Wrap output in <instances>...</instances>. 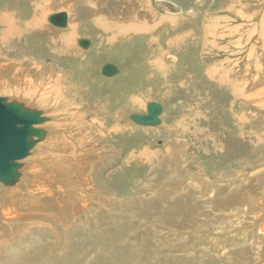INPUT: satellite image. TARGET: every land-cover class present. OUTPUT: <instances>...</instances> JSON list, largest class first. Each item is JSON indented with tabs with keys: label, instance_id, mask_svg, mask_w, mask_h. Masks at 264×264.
<instances>
[{
	"label": "rangeland",
	"instance_id": "374dc122",
	"mask_svg": "<svg viewBox=\"0 0 264 264\" xmlns=\"http://www.w3.org/2000/svg\"><path fill=\"white\" fill-rule=\"evenodd\" d=\"M41 1L0 0L22 32L4 42L0 21V97L51 118L22 180L0 184V264H264V0H168L196 18L115 42L97 23L122 0H55L78 31L69 49ZM150 102L164 124L129 120Z\"/></svg>",
	"mask_w": 264,
	"mask_h": 264
},
{
	"label": "water",
	"instance_id": "95a60500",
	"mask_svg": "<svg viewBox=\"0 0 264 264\" xmlns=\"http://www.w3.org/2000/svg\"><path fill=\"white\" fill-rule=\"evenodd\" d=\"M48 21L58 29H65L68 26V15L65 12L52 14ZM78 45L88 50L91 42L82 39L78 41ZM119 73V68L113 64H105L101 72L107 78H113ZM163 112L161 104L150 102L147 104L146 114L131 115L129 120L138 126L157 127L162 124ZM50 121L43 110L0 97V184L4 187L11 188L20 182L24 161L48 137V131L42 126Z\"/></svg>",
	"mask_w": 264,
	"mask_h": 264
},
{
	"label": "bare ground",
	"instance_id": "6f19581e",
	"mask_svg": "<svg viewBox=\"0 0 264 264\" xmlns=\"http://www.w3.org/2000/svg\"><path fill=\"white\" fill-rule=\"evenodd\" d=\"M46 2H44V1H41V2H39L38 3V5H37V7H38V9H39V12L38 13H41V14H43L44 16H45V13L47 12V11H50V8L53 6V2H54V4H56V1L55 0H45ZM70 1V0H69ZM63 2H66V0H64ZM64 5H66V4H64ZM64 5H63V7H64ZM121 6H123L122 7V12H121V9H120V11L118 12L117 10H116V12L114 13V15H112L111 16V18H113L115 21L113 22V23H111V24H109V23H107L106 21H105V23H103V22H99V23H97V26L99 27V25L101 24V26L103 27V29L106 31V34H108V32L109 33H111V32H113L114 33V40H111L110 39V41L112 42V41H119L120 39H122V38H125V37H127L128 35H130V34H132V33H139V32H142V31H146V30H148V29H156V28H159L160 27V25H161V23L163 22V21H165L164 23H166V21H170V23H171V21H174V19H183V20H194L193 18H196V13L195 12H193V11H188V10H185V8L184 7H182V6H179L178 4L176 5V3H172V1H168V0H159V1H157L155 4H154V6L156 7H150V4H149V0H122V4H121ZM120 6V7H121ZM64 9V8H63ZM55 10V11H54ZM54 10H53V12L54 13H56V11H59V10H61L60 8H58V7H55L54 8ZM94 10V9H93ZM165 11L166 13H167V16H165V15H163V14H160L159 12L161 11ZM193 10V9H192ZM50 12H52V11H50ZM49 12V13H50ZM52 12V14H54ZM48 13V12H47ZM59 13H61V12H59ZM66 13V12H65ZM8 14V13H7ZM51 14V15H52ZM5 15V14H4ZM15 15V14H14ZM11 16V17H9V15H7V16H0V21H2L1 22V25H5L6 26V28L3 30V33H2V41H4V42H9L10 41V39L14 36V35H16L17 36V34H21L22 32L21 31H17L18 29L16 28V30H15V27H16V24H15V22H18V17H15V16ZM43 15L41 16V15H39V14H35L33 17H32V19H31V22H28V26H30L31 25V28L33 29V28H35V29H41L40 28V25L42 24V21H44L43 20ZM67 15H68V13H67ZM50 17V16H49ZM173 17H174V19H173ZM47 19V18H46ZM103 19V18H102ZM30 20V19H29ZM218 20V19H217ZM74 21L72 20H69V15H68V30H67V33H64L63 35H64V37L65 36H68V37H70V38H67L68 40H69V42H67L66 44H65V46H66V48L67 49H69V46L70 45H72V43L74 44V42H73V40H75L76 39V37L78 36V34H77V30H75V25H74V23H73ZM121 22H123V23H121ZM96 23V22H95ZM263 25H264V19H263ZM175 25L173 24V27H174ZM19 27H21V26H19ZM97 27V28H98ZM179 28H180V26H179ZM165 29V28H164ZM21 30H22V28H21ZM24 30V29H23ZM26 31V30H25ZM29 31V30H28ZM150 32V31H149ZM176 32V31H175ZM192 34V33H191ZM190 34V35H191ZM21 36V35H20ZM185 36V35H184ZM206 36V35H205ZM214 36V35H213ZM53 37V36H52ZM72 38V39H71ZM177 38V37H176ZM186 38H188V37H186ZM191 38V37H190ZM66 40V39H65ZM78 40H82V39H78ZM77 40V41H78ZM88 40V39H87ZM58 41V40H57ZM71 41V42H70ZM122 41V40H121ZM133 41V40H132ZM183 40H176V42H182ZM188 41V40H187ZM76 42V41H75ZM91 42V41H90ZM175 42V43H176ZM190 42V41H189ZM70 43V44H69ZM78 43V42H77ZM92 44H94V42H91V47H92ZM51 45V44H50ZM71 47H74V46H71ZM90 47V48H91ZM94 48H95V46L94 47H92L89 51H84V53H90L91 51H93L94 50ZM74 49V48H73ZM75 50V49H74ZM55 52V51H54ZM57 52H58V50H57ZM75 54V53H74ZM176 58V59H175ZM167 61V63H165ZM178 61V58L177 57H175L174 56V58L173 57H171V56H169V57H167V58H165V62L164 61H161L160 63L163 65V67H164V65H166V64H169L168 66H170V65H175L174 63H176ZM155 64V63H154ZM156 66V65H155ZM157 66H159V65H157ZM167 66V65H166ZM119 71H120V69H119ZM40 73V72H39ZM120 74V73H119ZM57 76V75H56ZM59 79V78H58ZM61 79V78H60ZM227 79V78H226ZM263 92V91H262ZM11 100V99H10ZM26 104V103H25ZM27 105V104H26ZM33 108V107H32ZM37 109V108H36ZM163 109H164V107H163ZM163 115V114H162ZM46 116H48L49 117V115H47L46 114ZM50 118V117H49ZM51 119V118H50ZM161 121H162V123L164 124V121L162 120V116H161ZM51 122V121H50ZM48 124V123H47ZM46 125V124H45ZM45 125H43L42 126V128H44V129H46L44 126ZM160 125H162V124H160ZM157 127H160V126H157ZM152 128H156V127H152ZM47 130V129H46ZM48 131V130H47ZM124 132V131H123ZM49 133H50V131H48V135H49ZM118 134V133H117ZM82 135H84V134H82ZM84 138V137H83ZM86 138V137H85ZM46 141V140H45ZM45 141H43V142H45ZM43 142H41V143H39L37 146H36V148L33 150V152H32V155H33V153L35 154V152L37 153V152H39L43 147H44V143ZM89 143V142H88ZM66 148V147H65ZM147 151V150H146ZM144 152H145V150H144ZM151 152V151H150ZM143 154V153H142ZM147 155L149 154V151L146 153ZM146 154H144V155H146ZM32 155L30 156V157H32ZM144 155H142L141 157H143ZM149 156H152V157H155V155L152 153L151 155H149ZM37 157V156H36ZM74 158V157H73ZM151 158V157H150ZM28 159V158H27ZM32 159V158H31ZM59 159V158H58ZM73 160V159H72ZM131 160V159H130ZM26 161V160H25ZM30 162H32V161H30ZM45 162V161H44ZM45 164H47V163H45ZM62 165V164H61ZM91 165V164H90ZM62 166H64V165H62ZM34 167V166H33ZM41 167V166H40ZM70 167V166H69ZM43 168V167H42ZM52 168V167H51ZM68 168V167H67ZM50 169V168H49ZM69 169V168H68ZM177 169V168H176ZM68 171V170H67ZM31 172L33 173V172H36V167L33 169V171H32V169H31ZM69 173V172H68ZM78 173V172H77ZM23 174H24V172H23ZM90 174V173H89ZM26 175V174H25ZM25 175H24V177H25ZM53 175V174H52ZM52 175H50V176H52ZM87 175V174H86ZM70 176V175H69ZM82 176V175H81ZM84 176V175H83ZM22 177H23V175H22ZM44 177V176H43ZM71 177V176H70ZM91 177V176H90ZM50 178V177H49ZM63 178V177H62ZM88 178V177H87ZM51 179V178H50ZM86 179V178H85ZM22 180V179H21ZM29 180V179H28ZM64 180V179H63ZM90 180V179H89ZM69 181V180H68ZM67 181V182H68ZM24 182V181H23ZM25 182H26V180H25ZM86 182H88V181H86ZM75 183H77V182H75ZM74 183V184H75ZM36 184V183H35ZM44 184V183H43ZM43 184H41L42 186H43ZM67 184H69V183H67ZM93 184V183H92ZM27 185V184H26ZM76 185V184H75ZM88 185V184H87ZM192 185V184H191ZM31 186V185H30ZM42 186H38L36 189H34L33 190V192H32V194H34V192L36 193V191L37 192H39V194L40 193H43L44 192V190H45V188H43ZM60 186V185H59ZM61 186H63V185H61ZM73 186V185H72ZM71 186V187H72ZM82 186V185H81ZM86 186V185H85ZM49 187V186H48ZM95 187V186H94ZM35 188V187H34ZM90 188V187H89ZM29 190L31 189V188H28ZM69 189V188H68ZM71 189V188H70ZM54 190V189H53ZM87 190V189H86ZM46 191H48V190H46ZM90 191V190H89ZM75 192V191H74ZM92 191H90V193H91ZM73 193V192H72ZM32 194L30 195V196H32ZM37 194V193H36ZM35 194V196L37 197V195ZM45 194V193H44ZM74 195H75V193H73ZM79 194V193H78ZM153 194H155V193H153ZM42 195V194H41ZM56 195V194H55ZM70 195V194H69ZM85 195H86V193H85ZM84 195V196H85ZM172 195V194H171ZM67 196V195H66ZM97 196H98V194H97ZM112 196V195H111ZM114 196V195H113ZM169 196V195H168ZM104 197V196H103ZM38 198V197H37ZM36 198V199H37ZM47 198V197H46ZM79 198V197H78ZM89 198V197H88ZM80 199V198H79ZM106 199V198H105ZM110 199V198H109ZM113 199H114V197H113ZM83 200H84V198H83ZM104 200V199H103ZM107 201H108V199H107ZM122 202V201H121ZM4 203V202H3ZM3 203H1V205H3ZM16 203V202H15ZM33 203V202H32ZM37 203V202H36ZM72 203V202H71ZM96 203V202H95ZM34 206H35V203L33 204ZM4 206V205H3ZM3 206H1V207H3ZM163 206V205H162ZM8 208V207H7ZM72 208V207H71ZM15 209V208H14ZM3 210V209H2ZM12 209H9V210H7V211H4L3 210V212H2V214L4 215V216H6V222L8 221L9 223H14V221L16 220V219H19V218H17V217H20V216H18V213H16L15 211H11ZM16 210V209H15ZM110 210V209H109ZM12 212H14V213H12ZM21 218H23V217H21ZM31 218V217H30ZM24 219H25V217H24ZM31 220V219H30ZM33 220V219H32ZM44 220V219H43ZM52 220V219H51ZM50 220V221H51ZM4 221V220H3ZM48 222V221H47ZM53 222V221H52ZM34 223H35V221H34ZM34 223H33V221H32V225H34ZM124 223V222H123ZM31 224H30V226H31ZM89 224V223H88ZM36 226V225H35ZM75 230V229H74ZM76 231V230H75ZM84 231V230H83ZM1 232V231H0ZM72 232V231H71ZM69 233V232H68ZM260 233L261 234H263V231L262 230H260ZM13 234V233H12ZM78 235V234H77ZM258 235V234H257ZM3 236H4V234H3ZM263 236H264V234H263ZM6 237V236H5ZM5 237H4V239H5ZM102 237V236H101ZM148 238V237H147ZM3 244H5L4 242H3ZM8 244V243H7ZM7 244H5V245H7ZM3 246V245H2ZM2 246H0V247H2ZM9 246H11V245H9ZM8 246V247H9ZM6 248H7V250L6 251H8V247L7 246H5ZM1 250V249H0ZM45 257V256H44Z\"/></svg>",
	"mask_w": 264,
	"mask_h": 264
},
{
	"label": "crops",
	"instance_id": "0c3cea01",
	"mask_svg": "<svg viewBox=\"0 0 264 264\" xmlns=\"http://www.w3.org/2000/svg\"><path fill=\"white\" fill-rule=\"evenodd\" d=\"M189 26V25H188ZM184 28V27H183ZM194 32V31H193ZM195 33V32H194ZM194 33H192L191 34V32L189 33V34H191V38H187V40L189 41V40H191V44L193 45L194 44V42H195V40H196V35L194 34ZM193 52H196V51H198L199 50V48H196L195 46H193ZM197 57V56H196Z\"/></svg>",
	"mask_w": 264,
	"mask_h": 264
}]
</instances>
